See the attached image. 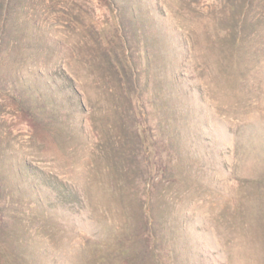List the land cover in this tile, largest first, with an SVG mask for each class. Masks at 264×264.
I'll list each match as a JSON object with an SVG mask.
<instances>
[{"label": "rangeland", "instance_id": "obj_1", "mask_svg": "<svg viewBox=\"0 0 264 264\" xmlns=\"http://www.w3.org/2000/svg\"><path fill=\"white\" fill-rule=\"evenodd\" d=\"M0 264H264V0H0Z\"/></svg>", "mask_w": 264, "mask_h": 264}, {"label": "trees", "instance_id": "obj_2", "mask_svg": "<svg viewBox=\"0 0 264 264\" xmlns=\"http://www.w3.org/2000/svg\"><path fill=\"white\" fill-rule=\"evenodd\" d=\"M135 74V73H134ZM127 91H128V94H127V103L129 104V109H130V111H132L133 112V115L136 117L137 116V113H136V107L134 106V104H133V99L134 98H136L135 97V83H134V81L132 80V83H129L128 84V87H127ZM8 93H9V95L11 96V97H13L14 99H16V95H14V92L13 91H7ZM33 118H35V115L33 114ZM32 117H31V119H33ZM137 133L139 134V136H140V133H139V131L137 130ZM146 151H148L149 153H150V148L149 147H147V150Z\"/></svg>", "mask_w": 264, "mask_h": 264}]
</instances>
